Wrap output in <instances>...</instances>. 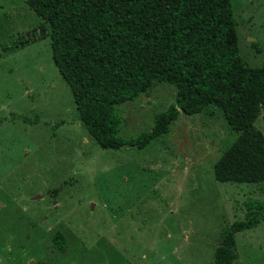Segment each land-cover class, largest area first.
Here are the masks:
<instances>
[{
    "label": "rangeland",
    "instance_id": "374dc122",
    "mask_svg": "<svg viewBox=\"0 0 264 264\" xmlns=\"http://www.w3.org/2000/svg\"><path fill=\"white\" fill-rule=\"evenodd\" d=\"M231 2L239 55L258 66L264 0ZM40 21L26 0H0V264H210L246 203L264 202V182L215 179L214 163L238 132L208 105L180 111L143 148L99 147L79 121L50 37L16 45ZM176 90L161 82L116 105L120 135L150 130ZM235 247L233 264H264V220L237 232Z\"/></svg>",
    "mask_w": 264,
    "mask_h": 264
},
{
    "label": "trees",
    "instance_id": "16d2710c",
    "mask_svg": "<svg viewBox=\"0 0 264 264\" xmlns=\"http://www.w3.org/2000/svg\"><path fill=\"white\" fill-rule=\"evenodd\" d=\"M26 3L41 21L16 45L50 37L54 64L70 87L79 121L99 147L143 148L168 133L180 111L196 114L211 105L238 132L214 163L215 179L264 182V131L255 125L264 110V59L258 66L242 61L231 0ZM161 82L176 87L174 103L154 115L150 130L121 136L116 105ZM246 204L244 219L222 231L210 264H233L235 234L264 220V202ZM54 242L62 251L67 246L59 232Z\"/></svg>",
    "mask_w": 264,
    "mask_h": 264
}]
</instances>
